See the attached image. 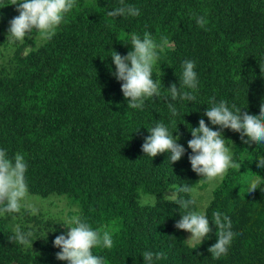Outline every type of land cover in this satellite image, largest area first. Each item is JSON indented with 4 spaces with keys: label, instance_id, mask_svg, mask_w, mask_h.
<instances>
[{
    "label": "trees",
    "instance_id": "obj_1",
    "mask_svg": "<svg viewBox=\"0 0 264 264\" xmlns=\"http://www.w3.org/2000/svg\"><path fill=\"white\" fill-rule=\"evenodd\" d=\"M123 2L140 15L113 20L106 12L121 0H76L51 39L33 29L15 41L7 30L19 14L17 5L0 0V150L9 158L23 155L27 198L42 204L35 215L22 206V220L0 215V264H67L56 259L60 249L53 240L67 232L68 221L53 199L64 202L68 220L79 215L93 230L112 233L111 249H92L104 264H144L145 251L164 254L153 264H264V179L248 192L257 175L264 178L256 161L264 157V143L245 144L239 133L224 129L240 169L229 168L215 182L204 207L201 196L180 194L195 198L191 210L209 219L212 231L200 244H188L184 230L174 227L185 210L165 197L173 185L205 187L191 170L187 142L200 119L219 130L204 115L211 97L248 114H259L264 105V0ZM200 16L207 20L203 28L196 22ZM145 31L158 44L167 37L157 50L152 79L161 77L164 89L179 87L183 61H194L195 100L173 101L162 90L142 108L128 107L112 50L126 55L132 50L126 34L142 38ZM156 123L174 138L179 134L177 142L185 148L179 161L171 163L167 152L155 157L142 152L147 129ZM217 211L230 218L234 233L227 254L218 259L208 252L217 239L211 222ZM16 226L32 233V245L10 240Z\"/></svg>",
    "mask_w": 264,
    "mask_h": 264
},
{
    "label": "clouds",
    "instance_id": "obj_2",
    "mask_svg": "<svg viewBox=\"0 0 264 264\" xmlns=\"http://www.w3.org/2000/svg\"><path fill=\"white\" fill-rule=\"evenodd\" d=\"M13 4L17 5L16 11L19 14L9 21L7 37L15 41H23L33 29L46 39H51L57 27L64 21L66 14L76 6V0H14ZM106 15L114 20L117 16H139L140 11L133 5L124 4L121 0V5L107 11ZM196 22L203 28L207 20L204 16H200ZM128 37H131L132 50L123 56L112 50L111 59L115 65V78L122 81L120 90L128 101L129 108H142L146 98L158 97L162 90L166 91L173 101L177 98L195 100L193 91L197 88L198 81L194 71V61H183L179 87L171 84L164 89L161 77L154 81L152 72L159 59L157 50H162L167 37H161L160 44L147 31L143 33L142 38L136 33L126 34L127 39ZM209 104L211 107L205 109L204 115L212 125L219 126V130H213L206 125L204 119H200L198 127L190 128L192 138L187 142V146L192 152L188 156L191 170L203 178L212 180L223 177L229 168L239 170L241 167L239 163L232 161L231 150L226 145V141L231 144L232 142L223 138L224 129L239 133L245 144L264 143V105L260 104L259 114H248L235 105H232L234 111L230 110L226 101L220 100L217 103L215 97L209 99ZM168 107L175 115V106L169 103ZM147 130L149 135L141 146L144 154L155 157L157 154L167 152L171 163L181 159L185 148L177 142L180 139L179 134L174 138V132H169L163 123H156L154 127ZM256 161L258 168H264V157ZM26 171L27 164L22 154L9 158L5 150H0V215L20 212L21 201L28 194ZM261 179L264 178L257 175L248 192L257 189ZM173 189L174 191L170 192L171 195L165 197L185 210V214L180 215L174 227L189 232L191 235L187 240L198 241L200 244L212 231L209 219L205 213L191 210L190 206L196 204L195 198L185 199L180 195L191 193L193 189L190 186L173 185ZM36 211L35 208L32 209L33 213ZM212 217L211 222L215 227L217 239L208 248V252L213 258L218 259L227 254L234 233L231 231V221L228 216L217 211L212 214ZM67 224L68 226L65 227L68 229L67 232L56 236L53 240V246L60 249L56 253V259L67 261V264H104V258L94 255L92 249L98 246L111 249L114 245L112 233L107 230H93L79 215L72 216ZM31 236V232H22L20 227L16 226L10 240H15L21 245H32L33 241L29 240ZM163 255V253L145 251L142 257L144 264H153L154 257L158 260Z\"/></svg>",
    "mask_w": 264,
    "mask_h": 264
},
{
    "label": "rangeland",
    "instance_id": "obj_3",
    "mask_svg": "<svg viewBox=\"0 0 264 264\" xmlns=\"http://www.w3.org/2000/svg\"><path fill=\"white\" fill-rule=\"evenodd\" d=\"M226 145L230 148L229 142L226 141ZM231 149H232V144H231ZM201 177V176H199ZM222 177H216L215 179L212 180H208L206 178L204 179H199V184H202L203 182L205 183V187L204 188H199L197 186H194L192 189V196H201V200H200V205L201 207H204L207 202L209 201L210 198V194L212 193V190L214 188V186L217 184L215 182L219 181ZM197 187V188H196ZM34 196V198H38V196L36 195H32ZM46 203H49L48 199L44 200ZM53 201H55V204L57 205L58 208L63 209L62 213L60 214V217L65 220L66 222L68 221V218L66 217V211H67V207L64 205L63 201H59L56 199H53ZM21 205L24 206L25 208H27V210L25 211H29L30 215H35L37 213H39V211L41 210L40 208L42 207V204L38 203V201H31V199L29 200L27 198V196L21 201ZM35 208L37 211L35 213L32 212V209ZM25 211L20 210V212L18 213H12L13 217L15 218V220H22L21 218L25 219L26 217L24 216ZM28 216V215H27ZM190 233L184 231V238L186 240V242L190 245H192L193 243L197 242V241H191V240H187L190 237Z\"/></svg>",
    "mask_w": 264,
    "mask_h": 264
}]
</instances>
